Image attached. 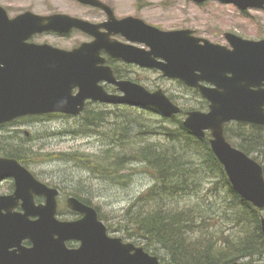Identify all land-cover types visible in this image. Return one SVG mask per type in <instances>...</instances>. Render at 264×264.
I'll list each match as a JSON object with an SVG mask.
<instances>
[{
    "label": "water",
    "instance_id": "95a60500",
    "mask_svg": "<svg viewBox=\"0 0 264 264\" xmlns=\"http://www.w3.org/2000/svg\"><path fill=\"white\" fill-rule=\"evenodd\" d=\"M78 1L111 9L100 0ZM217 1L241 10L264 9V0ZM114 19V26L109 27L67 14L44 16L26 11L10 18L0 6V125L27 115H78L90 99L155 108L167 117L181 113L182 108L162 88L150 91L134 81L117 79L113 68L104 65V51L129 63L159 69L164 76L198 89L210 102L209 110L188 111L184 127L200 138L211 133L212 151L235 191L263 209L264 168L227 140L225 127L232 121L264 125V39L227 32L229 48L197 37L191 29L162 30L134 16ZM103 26L150 49L112 41L109 32L101 31ZM74 28L95 39L72 50L29 41L36 34H68ZM102 81L115 84L121 93L108 92ZM6 177L15 178L16 191L0 197V213L8 211L0 214V264H163L144 247L110 236L97 209L76 196L68 197V207L82 217L60 219V190L39 181L17 159L0 157V179ZM35 195L44 196L45 202L37 205ZM20 199L25 213L15 214ZM30 216L37 218L31 220ZM261 222L264 233V217ZM24 240L31 246H24ZM70 241H78L80 246L70 248Z\"/></svg>",
    "mask_w": 264,
    "mask_h": 264
},
{
    "label": "rangeland",
    "instance_id": "374dc122",
    "mask_svg": "<svg viewBox=\"0 0 264 264\" xmlns=\"http://www.w3.org/2000/svg\"><path fill=\"white\" fill-rule=\"evenodd\" d=\"M112 6L119 17L136 16L147 23L163 30L192 29L195 35L206 38L214 43L229 46L225 33L232 32L243 38L259 40L264 38V9L241 10L234 4H227L217 0L196 3L192 0H103ZM9 17L14 18L26 11L39 15L56 13L69 14L89 21H95L100 13L83 5L76 0H0ZM36 43H48L62 49H73L82 42L90 40L80 31H72L68 35H59L53 32L34 36ZM230 47V46H229ZM120 66L115 64V67ZM126 67H123L124 69ZM129 70V71H128ZM125 78L140 82L151 91L159 88L165 90L168 96L184 110L179 116L185 120L186 112L192 110L208 111L210 102L203 98L201 93L181 83L179 79L164 76L160 71L146 70L138 66H127L123 72ZM94 112H103L105 122L97 126H88L84 114L80 116L64 117L42 115L28 117L21 123L17 137L12 130H0V155H9L12 149L20 146L23 150L14 157L25 159L22 162L43 182L60 190L59 214L62 220L79 219L81 215L68 207L69 196L90 198L91 205L100 208L103 221L112 237H120L125 242H132L144 247L148 252L159 256L163 263L173 264L170 254L161 248L158 243L147 245L133 230L134 224L127 217L130 206L146 195L147 191L156 183V180L146 168L145 163L132 161L125 168L115 172L113 177H106L98 171L101 167L114 166L115 159L138 153L137 147L143 143L170 144L164 135H141L140 137L121 136V128L130 125L139 129V124L157 125L165 122L169 127L179 125L177 119L163 121L164 115L151 108H137L126 105H107L96 103L90 106ZM238 121H232L226 127L227 140L238 147L240 136L238 133H248L251 127L238 126ZM249 124V123H247ZM16 129V130H17ZM120 129V130H119ZM118 130V132L116 131ZM161 130H163L161 128ZM27 131L29 135H27ZM143 138L145 140H143ZM9 153V154H7ZM190 159L197 156L190 152ZM27 156V157H26ZM252 158L261 162L257 154ZM83 158V160H81ZM127 159H130L127 157ZM99 169V170H98ZM98 170V171H96ZM109 176V175H108ZM199 181L197 191L191 195H182L175 198H166L167 209H198L205 211L206 222L201 218L203 213L195 212L198 217L196 229H188L187 236L195 240L208 234H216L219 227L225 233L218 236V242L224 241V235H230L231 240L237 242L245 233L244 226L238 225L233 218V212L227 209L225 196L217 190H212L214 180L208 173L196 175ZM7 186H2L0 193ZM194 207V208H192ZM138 211V210H135ZM208 215V216H207ZM264 217V209L260 213ZM262 219V218H261ZM246 230L253 228L246 226ZM207 232V233H206ZM210 234V233H209ZM242 264H264V254L254 260L242 258Z\"/></svg>",
    "mask_w": 264,
    "mask_h": 264
},
{
    "label": "trees",
    "instance_id": "16d2710c",
    "mask_svg": "<svg viewBox=\"0 0 264 264\" xmlns=\"http://www.w3.org/2000/svg\"><path fill=\"white\" fill-rule=\"evenodd\" d=\"M83 114L88 126L100 125L106 119L103 112H94L90 106L85 109ZM182 114H184V110ZM50 116L68 117L62 114H51ZM179 116L176 115L171 118L178 120L179 125L177 127H169L165 125V122L160 127L139 124V129H142L139 131L131 128L130 125L123 126L120 135L126 138L130 136L136 138L148 134L153 136L164 135L171 143L160 145L145 142L137 147V154L127 155L130 159H127L126 156L116 158L114 166H103L100 170L98 169L99 171H96L110 178L114 176L115 172L123 170L129 162L137 161L146 164L147 170L151 172L156 183L147 191L146 195L139 196V199L127 209L126 215L134 224L133 230L136 234L146 240L147 245L155 242L160 244L161 248L170 254L173 264H230L242 258H248L252 261L255 257L262 256L264 254V233L262 231V217H260L262 209L256 208L234 190L223 165L211 149L209 135L203 138L195 136L184 127ZM162 119L166 122L168 120L167 117ZM247 125L251 127V130L248 133H242V131L238 133L241 138L238 147L248 155L257 154V157L262 159L259 162L264 168V126L238 123V126L242 127ZM226 130L229 131L230 127H226ZM116 131L118 132V130ZM143 140L145 139L143 138ZM16 150L12 149L10 154L17 155V152L21 151L20 149ZM190 152L197 158L190 159ZM24 156H20V158L24 160ZM201 172L217 178L213 182L212 190H217V186L220 184L223 188H219L217 193L222 192L223 194L226 191L227 209L233 212L235 222L244 226L245 230L243 237L237 242L232 241L230 235H224V241L218 242L217 237L222 232L225 233L220 227L215 230V235H211V231L208 230V234L203 237L195 240L190 239L187 236V230H193L203 225L197 226L198 217L195 212L203 213L200 219L204 223L206 222L205 211L201 210L199 204L197 205L198 209L194 210L166 208V198L189 196L197 191L199 181L196 179V175ZM79 199L91 205L89 197L88 199ZM96 208L100 218L103 219L100 208ZM246 226L253 228V231L246 230Z\"/></svg>",
    "mask_w": 264,
    "mask_h": 264
},
{
    "label": "flooded vegetation",
    "instance_id": "af4514ba",
    "mask_svg": "<svg viewBox=\"0 0 264 264\" xmlns=\"http://www.w3.org/2000/svg\"><path fill=\"white\" fill-rule=\"evenodd\" d=\"M79 2V1H77ZM102 2L110 7L111 9H109L110 11H108L106 8H102L100 6H93V5H86V6H89L91 9H94L95 11H98L100 13V16L99 18H97L95 21H92L94 22L95 24H100V25H103V24H106L108 25L109 27H112L114 26L113 22H114V18L116 17V19L120 20V19H123L124 17H119L117 14H116V11L115 9L110 6L108 3H106L105 1L102 0ZM81 3V2H79ZM82 4V3H81ZM85 5V4H83ZM73 31H80L81 33H83L84 35H86L87 37H89L90 40H87V42H90L92 40H94L95 38L81 30H78V29H74ZM101 31L103 33H107L109 32L110 33V36L109 38L112 40V41H118V42H122V43H126V44H131L132 42L130 40H128V38L123 35L121 32H114V30H111L109 31L108 28H106L105 26L101 27ZM260 40V39H259ZM86 42V41H84ZM203 43V42H202ZM135 46H140L142 48H145V49H150L149 46H146L144 43H138V42H134L133 43ZM101 56L102 57H105L106 58V62H105V65H109L113 68L116 76L118 79L120 80H131V81H134L136 83H139L141 84L140 82L138 81H135L133 79H128V78H125L122 73L123 72H127V66H131V65H134V66H138V67H141L143 69H146V70H151V71H158L156 70L155 68H152V67H143V66H140L136 63H129V62H126L124 61L122 58H115L113 56H111L110 54H108L107 52H102L101 53ZM115 64H119L120 66L118 67H115ZM123 67H126L124 69H122ZM129 71V70H128ZM203 84L207 85V86H213L211 83L209 82H205L203 81L202 82ZM103 86L110 92H113V93H116L118 92V88L116 87V85H113V84H110L108 82H102ZM186 85V84H185ZM188 86V85H186ZM96 103H99V102H96ZM94 103V101H90L88 102V105H93V104H96ZM38 116H42V115H31V116H23V117H19V118H16L10 122H6V123H3L0 125V130H12L13 132V136L14 137H17L16 134H19L21 132V129H17L16 127H19V126H22V122L25 118H28V117H38ZM17 129V130H16ZM27 135H29V132L27 131ZM16 149H22L20 146H16L15 147V151H17ZM23 151V150H21ZM21 151H18V152H21ZM9 154V153H7ZM0 157H7V158H15L17 159L23 166H25L27 169L28 166L25 165L20 159H18L17 157H14V156H9V155H0ZM30 170V169H29ZM31 171V170H30ZM32 172V171H31ZM33 173V172H32ZM34 174V173H33ZM34 176L41 182H43L42 180H40L35 174ZM45 183V182H43ZM47 185H49L48 183H45ZM7 186L6 190L5 191H2L0 193V197L1 196H10V195H13L16 191V181H15V178L14 177H6V178H2L0 179V190H1V187L2 186ZM51 186V185H49ZM52 187V186H51ZM35 199V203L38 205V204H41V203H44L45 202V197L44 196H41V195H35L34 197ZM22 203H23V200H18V206L13 210V212L15 214H24L25 213V209L23 208L22 206ZM8 211L6 209H3L1 210V213L0 214H7ZM31 220H35L37 217L35 216H30ZM23 245L24 246H31V242L29 240H24L23 242ZM68 246L70 248H77L80 246V243H78L77 241H71L68 243ZM13 249V248H12ZM10 249V250H12ZM152 254V253H151ZM162 262V260H161Z\"/></svg>",
    "mask_w": 264,
    "mask_h": 264
}]
</instances>
